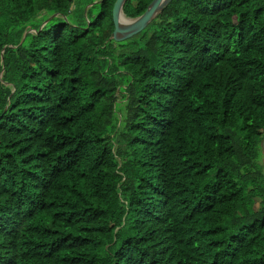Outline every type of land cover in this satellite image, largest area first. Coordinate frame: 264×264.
Instances as JSON below:
<instances>
[{"label":"trees","instance_id":"trees-1","mask_svg":"<svg viewBox=\"0 0 264 264\" xmlns=\"http://www.w3.org/2000/svg\"><path fill=\"white\" fill-rule=\"evenodd\" d=\"M115 2L0 0V264H264V0Z\"/></svg>","mask_w":264,"mask_h":264},{"label":"water","instance_id":"water-1","mask_svg":"<svg viewBox=\"0 0 264 264\" xmlns=\"http://www.w3.org/2000/svg\"><path fill=\"white\" fill-rule=\"evenodd\" d=\"M126 1L127 0H116L113 7L112 18L114 31L110 39L114 40L115 42H122L124 40L131 39L132 37L141 33L172 0H153L144 14L134 19L126 17L123 13V7ZM87 9L88 8H86L85 11ZM56 16L57 15H54L53 17ZM42 28L43 26L41 29ZM26 35L27 32L24 33L20 45L24 41ZM1 59H3V53L1 55ZM12 91H14L13 86Z\"/></svg>","mask_w":264,"mask_h":264},{"label":"rangeland","instance_id":"rangeland-1","mask_svg":"<svg viewBox=\"0 0 264 264\" xmlns=\"http://www.w3.org/2000/svg\"><path fill=\"white\" fill-rule=\"evenodd\" d=\"M80 1H83V0H76V3L79 4ZM264 160V159H263Z\"/></svg>","mask_w":264,"mask_h":264}]
</instances>
